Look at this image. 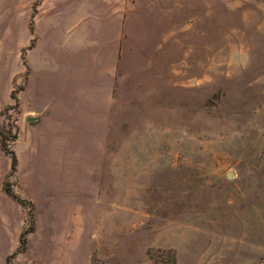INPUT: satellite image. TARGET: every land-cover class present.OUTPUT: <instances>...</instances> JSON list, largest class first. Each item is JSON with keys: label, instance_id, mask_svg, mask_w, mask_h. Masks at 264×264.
<instances>
[{"label": "rangeland", "instance_id": "374dc122", "mask_svg": "<svg viewBox=\"0 0 264 264\" xmlns=\"http://www.w3.org/2000/svg\"><path fill=\"white\" fill-rule=\"evenodd\" d=\"M0 264H264V0H0Z\"/></svg>", "mask_w": 264, "mask_h": 264}, {"label": "trees", "instance_id": "16d2710c", "mask_svg": "<svg viewBox=\"0 0 264 264\" xmlns=\"http://www.w3.org/2000/svg\"><path fill=\"white\" fill-rule=\"evenodd\" d=\"M1 147H2L3 151H4L7 155L11 156V160H12L11 169H12V171L15 172V171H16V168H17V164H18L15 153L12 152V151H9L8 148H7V146H6V143L3 142V141L1 142ZM5 192H6L9 196H12V197L15 198L14 194L12 193V191H11L10 189H5Z\"/></svg>", "mask_w": 264, "mask_h": 264}, {"label": "water", "instance_id": "95a60500", "mask_svg": "<svg viewBox=\"0 0 264 264\" xmlns=\"http://www.w3.org/2000/svg\"><path fill=\"white\" fill-rule=\"evenodd\" d=\"M28 120L34 124H35V122H37L36 119H34V118H29ZM231 178H232L231 175H228V179H231Z\"/></svg>", "mask_w": 264, "mask_h": 264}, {"label": "crops", "instance_id": "0c3cea01", "mask_svg": "<svg viewBox=\"0 0 264 264\" xmlns=\"http://www.w3.org/2000/svg\"><path fill=\"white\" fill-rule=\"evenodd\" d=\"M35 119V118H34Z\"/></svg>", "mask_w": 264, "mask_h": 264}]
</instances>
